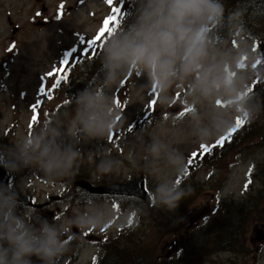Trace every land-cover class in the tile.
Here are the masks:
<instances>
[{
    "label": "rangeland",
    "instance_id": "obj_1",
    "mask_svg": "<svg viewBox=\"0 0 264 264\" xmlns=\"http://www.w3.org/2000/svg\"><path fill=\"white\" fill-rule=\"evenodd\" d=\"M110 1L0 0L1 152L14 158L25 137L41 134L51 138L56 130L60 133L57 143L72 146L79 154L74 169L61 175L63 182L38 164L21 165L11 172L15 174L12 187L31 195L38 205L33 207L20 200L18 214L33 222L40 217L55 220L63 229L67 251L59 264H104L108 258L106 244L117 242L134 251L128 253L131 264H148L146 260L151 264H264V203L237 228L228 224L222 229L215 221L222 210L220 204L253 206L264 202V112L253 110L248 126L256 129L244 140L234 141L235 147L226 155L204 154L208 156L201 161L202 156L193 168L195 158L190 155H203L201 146L219 142L231 128H241L244 110L229 102L234 99L225 91L203 97L191 90L190 80H181L166 92H154L146 74L138 70H129L120 83L106 86L103 71L89 90L101 89L109 103L115 99L116 119L111 134L93 136L79 123V95L68 92V85L63 89L64 80L56 86L66 51L73 48L81 52L83 37L98 34L111 12ZM221 3L225 14L219 30L212 25L209 28L213 62H231L236 87L244 91L257 75L255 69L246 67L259 55L255 43L258 49H264V0ZM61 4L62 17L58 19ZM81 65L77 64L79 71ZM41 88L50 93V98ZM156 93L159 98L151 109L148 105ZM37 102L39 107L34 109ZM191 105L197 107L196 112L189 110ZM153 142L161 146L159 158L149 151ZM231 144L216 149H229ZM170 154L184 159L172 164ZM186 165L189 171L180 186L193 190L186 198L188 206L180 212L154 206L157 185L179 182ZM77 172L88 173L86 180L94 185L145 177L151 202L128 195L91 193L74 183L80 180L74 176ZM88 194H93V200ZM156 208L158 211L153 213ZM207 216L214 221L211 229L216 238L197 252L188 241V233L199 230ZM163 221L174 224L167 226L171 230L162 231L163 223H157ZM221 235L230 240L228 246L219 244ZM181 245L185 247L182 251Z\"/></svg>",
    "mask_w": 264,
    "mask_h": 264
},
{
    "label": "clouds",
    "instance_id": "obj_2",
    "mask_svg": "<svg viewBox=\"0 0 264 264\" xmlns=\"http://www.w3.org/2000/svg\"><path fill=\"white\" fill-rule=\"evenodd\" d=\"M225 6L221 0H139L138 9L126 28L107 35L103 40L102 68L105 84L120 83L129 70L146 74L156 90L166 92L181 80H190L191 90L203 97H212L225 91L229 98L240 95L241 89L231 75L235 66L213 62V42L209 28L224 18ZM238 66V60L235 62ZM78 120L89 135L111 134L116 119L115 99L101 89H85L78 96ZM252 109L245 108L250 119ZM34 134L25 137L14 158L0 153V167L11 172L21 165L38 164L47 174L62 175L71 172L78 159L72 146L57 143L60 133ZM161 146L150 145L149 151L159 158ZM184 158L169 155L172 164ZM182 168L183 165H180ZM107 170H111L108 166ZM179 174V173H178ZM186 193L173 180L160 183L154 192V206L175 212ZM18 194L7 186H0V264H59L67 251L66 233L55 220L40 217L35 222L20 215ZM89 226L91 222L85 221ZM80 227V224H76ZM35 258V260L33 259Z\"/></svg>",
    "mask_w": 264,
    "mask_h": 264
},
{
    "label": "trees",
    "instance_id": "obj_3",
    "mask_svg": "<svg viewBox=\"0 0 264 264\" xmlns=\"http://www.w3.org/2000/svg\"><path fill=\"white\" fill-rule=\"evenodd\" d=\"M110 4H111V12L108 15H106V17L104 18L103 23H102V28L98 32V34L92 38L83 37L84 38L83 39V41H84L83 50L81 52H77V50H74L73 48L69 49L66 51V55H65L66 57L61 60V65L59 68L60 73H59V77H58L57 81L60 79L61 75H66L68 78L66 80H64L63 89L68 85V92L72 93L73 96H78L86 88L90 89L94 85L93 83H94L95 79L99 78L102 75V73L104 71V69L102 68V49H103L102 42L106 38L107 35H111L113 32H116L118 30H122V29L126 28L129 23H131V20L134 18V15L138 9L139 0H111ZM262 9L264 11V5H263ZM117 18H118V20H117ZM109 22H110V26H111L112 30L108 31V33H106L100 40L97 41V43L95 45H93V41L97 40L99 38V36L101 34H103L105 32V30H107L109 28ZM220 23L219 24H212V26H214L216 29L219 30ZM258 47H259V44L255 43V49L259 50V55L255 61H253L252 63L249 64V66L251 68L255 69L257 75L255 76V78H254V80H253V82L249 88H246L243 92H241L239 97L236 100L229 101V102L234 103V105L239 106L244 111H245V108H250V109H252V112L254 109H257L260 112L261 111L264 112V49L260 50V49H258ZM72 51H75V52L73 53L72 56H70ZM84 52L89 53V55L85 56L83 54ZM65 59H67L69 61L68 65H65L63 63V61ZM77 64H78V66L83 64V65H81L83 68H81L80 71L77 68ZM194 106L195 105H191L189 110H193L192 112H196L197 107L196 106L194 107ZM149 107L151 109L153 108L152 105ZM239 117H241V116H239ZM242 118H243V123H241V128H239L238 131L236 130V128H234L228 134L222 136L219 139L221 140L222 138H229V140L226 141L225 144H227V143L231 144L234 141L236 143H238L240 140L242 141L247 136H249L256 128H254L253 125L250 127L248 126L249 122H251V119L249 120L248 118H245L244 115ZM62 130L64 131L65 128ZM239 133H240V136H239ZM237 136H239L240 139H237ZM262 138L264 140V133L262 134ZM216 143L217 142L214 141V143H212L209 146L211 147L212 145H214ZM234 147H235V143L231 144L229 146V149L225 148L222 151H219L215 147L211 151V153H212L211 156H214L213 155L214 152H216L218 157L224 156L227 154V151H231L232 148H234ZM3 153L5 155V152H3ZM204 154L205 153H203V155H196L195 157L193 155H190V157L195 158V163L192 165L193 168L198 166V161H200V158L202 156H203V158L201 159V161L204 158H206V156H208V155H204ZM188 171H189V169L186 165L184 167L183 172L179 175V177L182 176L181 179H179L180 181L179 182H178V180L176 181L177 184H179V185L181 184L182 178H184V176L186 175V173ZM87 174L88 173H81V172L78 173L77 172L74 174V176L75 177L78 176V179H81V178L86 179ZM56 177H57L56 178L57 181L63 182L61 175H56ZM14 178H15V174L12 173V180ZM144 182H145L146 189L149 192L145 177H144ZM11 183H12V181H11ZM181 189L186 193V196H185L184 200L181 202L179 208L175 212H180L188 206L189 203L186 200V198L188 196H190L191 193L193 192V190H191V188L189 186L187 188H186V186H183ZM88 196L90 197L91 200H93V198H94L93 194H88ZM137 200H141V199L137 198ZM261 203L263 204L264 202L256 203L253 206L241 205V204L236 203V202L224 203L222 205L220 204L222 210L220 212H218V214L216 215L215 221L220 226H222V229H223L224 225L226 227V226H228V224H232V227L235 226L237 228L241 223H243V221L245 222L247 219H249V217L253 216L252 212L259 205L261 206ZM220 206H219V208H220ZM157 209L158 208H156L153 213L157 212L158 211ZM263 210H264V206L262 208V211ZM257 215H259V214H257ZM166 216H170V215L166 214ZM206 218H207L206 220L204 219L205 220L204 224H202V225H200V227H198V228H200L199 230L194 229V230L189 231V233H188L191 236L188 239V241L190 244L193 245L194 248L197 249V252H198V250L201 251L200 248H202V246L206 242L212 243L216 238L215 237L216 233H214V231L211 229V226L214 223V221H210L209 219H211V218L209 216H207ZM162 223H163V225H161ZM157 224L162 226L161 227L162 231H164V230L169 231L171 229L167 226L174 225V224H172V225L166 224V222H164V221L157 223ZM105 243L106 242H104V244ZM229 243H230V240L228 239V237L221 235V237L219 238V244L220 245L222 244L223 246H228ZM185 247L188 248L189 246H187V244H186ZM185 247H183L181 245V251L184 250ZM105 249H106V256H108V258L105 259L104 264H131L132 263L129 260L128 253H134V251L131 250L130 248H128L127 246H120V244L118 242L116 244L115 243H107L105 246ZM144 258L145 257H143L141 259H144ZM97 262H101V260H99ZM146 262L148 264H151V262L148 260H146Z\"/></svg>",
    "mask_w": 264,
    "mask_h": 264
},
{
    "label": "water",
    "instance_id": "obj_4",
    "mask_svg": "<svg viewBox=\"0 0 264 264\" xmlns=\"http://www.w3.org/2000/svg\"><path fill=\"white\" fill-rule=\"evenodd\" d=\"M0 153H2L1 150ZM11 178L12 173L9 174V171L6 168L0 167V186L9 187L11 191L18 194L19 200H22L33 207H37L38 205L33 202L31 195L20 193L11 186ZM74 183L91 193L135 196L143 199L146 203L151 202V196L145 187L144 177L129 181L113 182L105 185H94L86 179L75 180Z\"/></svg>",
    "mask_w": 264,
    "mask_h": 264
},
{
    "label": "snow or ice",
    "instance_id": "obj_5",
    "mask_svg": "<svg viewBox=\"0 0 264 264\" xmlns=\"http://www.w3.org/2000/svg\"><path fill=\"white\" fill-rule=\"evenodd\" d=\"M60 9H61V11L58 12V16H57L58 19L62 17L63 4H61ZM117 20H118V18H117ZM111 30H112V29H111L110 22H109V28H108L107 30H105V32H104L103 34H101L97 40H94V41H93V45H95V44L97 43L98 40H100V39H101L106 33H108V31H111ZM13 47H14V46H13ZM11 50H12V49L10 48L9 51H11ZM74 52H75V51H72L70 56H72ZM83 54H84L85 56L89 55V53H85V52H84ZM63 63H64L65 65H68V64H69V61H68L67 59H65V60L63 61ZM50 75H51V73H50ZM67 78H68V77H67L66 75H61V76H60V79H59L58 81H56V86L59 87L61 81L66 80ZM40 91L43 92L44 95H45L46 97H49V98H50V93H49V92H46L43 88H41ZM38 107H39V102H37V104L33 105V108H34V109H35V108H38ZM228 140H229V138H222L219 142H217L216 144L212 145L211 147H209V146H201L202 151H203V153L207 154V153H210V152L212 151V149L215 148V147H220V148H222V147L224 146V144L226 143V141H228ZM193 156L195 157V156H196V153H193ZM189 161H190L189 164H192V160L190 159ZM248 183L250 184V183H251V180H249ZM247 187H248V185L246 184V185H245V190L247 189ZM218 199H219V197H218ZM206 219H207V218L205 217V220H206ZM131 224H132V220L129 221V225H131ZM178 254H179V253H178Z\"/></svg>",
    "mask_w": 264,
    "mask_h": 264
}]
</instances>
